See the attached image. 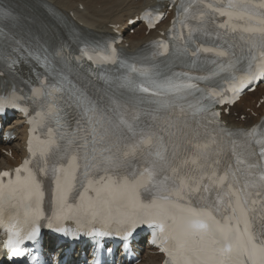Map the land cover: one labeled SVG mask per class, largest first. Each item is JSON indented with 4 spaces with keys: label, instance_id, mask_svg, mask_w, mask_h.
<instances>
[{
    "label": "snow or ice",
    "instance_id": "snow-or-ice-1",
    "mask_svg": "<svg viewBox=\"0 0 264 264\" xmlns=\"http://www.w3.org/2000/svg\"><path fill=\"white\" fill-rule=\"evenodd\" d=\"M193 8L197 10L194 12ZM210 13L228 18V22L219 24V28L231 33L248 34L239 37L248 45V55L245 57L248 62L247 70L243 76L235 74L239 63L236 60L218 64L206 76L191 77L187 73H176L175 78L170 76L163 80L157 79L161 74L153 73L152 69L129 64L124 66L129 74L138 73L145 78V82L136 83L131 75H126L116 77L119 82L117 87L150 93L152 96L171 94L173 101H155L158 107L154 112L173 105L180 107L183 112L184 107L179 104L180 101L194 91L204 92V89L192 81H211L225 72L231 76V82L240 84L264 77V0H227L226 6L206 0H189V3L181 5L179 20L181 27L188 29V40L196 32L208 34L203 25ZM0 15L7 17L10 13L0 11ZM188 20L198 21L197 27L188 24ZM233 20L246 23L238 26L232 23ZM249 21H255V24L247 23ZM221 38L217 33L216 39ZM180 39L185 40L183 33L180 34ZM192 43L196 42L192 40ZM188 51L185 40L182 52ZM199 52L214 53L217 57L229 55L223 48L200 45L193 48L191 55L197 56ZM212 63L217 64L215 60ZM181 76L187 77V80H181ZM103 79L111 86L110 78ZM64 90V83L61 82L59 86H52L48 94ZM67 90L71 93V106L76 112L75 129L61 134L60 139L65 141L63 150L52 138V129L48 130L49 139L41 142L46 147L40 153L42 162L36 171L29 168L28 161L22 168L16 169L14 179L12 173L0 174V216L6 208L24 206L26 210H32L33 224L42 219L44 214L39 205L44 199V192L37 176L41 173L47 176L51 172L55 181L54 220L75 216L104 222L119 218L122 222H128L131 227H135L136 223L155 224L161 233L162 250L168 256L167 264H264V226L257 235L249 217V213L253 211L252 206L257 203L254 197H259L260 203L264 204V192L249 191L254 188L264 189V164L246 162L235 152L233 142L235 163L226 164L223 172L218 174L221 161L211 159L208 150L216 144V140L210 133H205L208 139L203 142L188 140L187 145L191 151L182 158L178 146L174 145L172 158L169 159L166 156L167 147L160 138L156 137L153 144L154 133L142 125L140 112L130 111L115 97H110L106 102L103 97L93 95L86 87L77 88L72 85ZM216 95L215 89L209 88L202 99L211 100ZM188 107L194 109L191 113L193 117L206 111L199 104ZM57 125L64 127L60 118L57 119ZM81 132L84 133L83 137H80ZM195 134L199 135L198 132ZM244 135L255 136V133ZM257 143L260 145L258 157L264 160V140ZM74 144H77L76 148H73ZM54 146L56 150L52 151ZM142 146H152L155 150L145 154L141 150ZM79 148L85 149L82 172ZM184 151L189 152V148L186 147ZM256 168L262 169L258 174V181L252 178L253 169ZM96 169L105 173L120 169L124 171L119 179L105 175L94 183L89 175ZM22 173L26 175L22 177ZM141 190L154 192L155 195L148 203H144ZM89 191L95 192V196L90 197ZM73 193L76 194L75 197ZM77 198L78 203L69 202L70 199ZM196 201L201 202L202 206H193ZM156 218H160L159 221ZM261 220H264V216H261ZM165 221L170 223L166 225ZM51 226L49 222L48 227ZM37 232L38 228L33 227L28 233L29 238ZM128 234L131 235L130 229ZM13 236L17 239L10 242L11 254L20 256L19 234L13 232Z\"/></svg>",
    "mask_w": 264,
    "mask_h": 264
},
{
    "label": "bare ground",
    "instance_id": "bare-ground-1",
    "mask_svg": "<svg viewBox=\"0 0 264 264\" xmlns=\"http://www.w3.org/2000/svg\"><path fill=\"white\" fill-rule=\"evenodd\" d=\"M33 5L46 2L52 7L58 14H61L69 18V12L71 18L81 27L87 28L97 33H113L118 30L123 32L126 29V24L130 19L138 16L151 2L152 0H27ZM82 6V10L80 7ZM172 16V15H171ZM125 19V20H124ZM124 23V25H123ZM141 28V27H139ZM146 30L137 31L133 36H127L126 42L129 43L131 49L135 50L143 42H146L152 38L158 36L155 31L145 33ZM24 71H29L28 68ZM261 93L264 89L260 90ZM247 95L242 101L246 107L253 109L251 103H248L246 99ZM261 112L264 111V104L261 106ZM254 112H256L254 110ZM224 119L233 127H249L257 120L249 122H239L232 120L231 117L224 116ZM25 119L22 115H17L14 119L8 123V129H14L17 134L20 135L17 140L13 141L9 145L0 144V150L2 148L11 149L13 156L7 157L1 154L0 168H12L19 164L20 157L24 155V146L26 140V126L24 125ZM161 256H158L152 252L147 253L141 264H159Z\"/></svg>",
    "mask_w": 264,
    "mask_h": 264
},
{
    "label": "rangeland",
    "instance_id": "rangeland-1",
    "mask_svg": "<svg viewBox=\"0 0 264 264\" xmlns=\"http://www.w3.org/2000/svg\"><path fill=\"white\" fill-rule=\"evenodd\" d=\"M261 93V92H260ZM250 96V95H249Z\"/></svg>",
    "mask_w": 264,
    "mask_h": 264
}]
</instances>
